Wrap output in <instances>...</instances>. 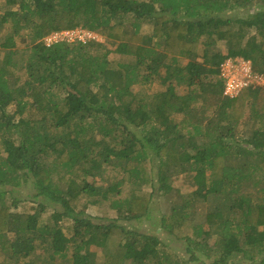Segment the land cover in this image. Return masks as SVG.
<instances>
[{
    "label": "trees",
    "instance_id": "16d2710c",
    "mask_svg": "<svg viewBox=\"0 0 264 264\" xmlns=\"http://www.w3.org/2000/svg\"><path fill=\"white\" fill-rule=\"evenodd\" d=\"M68 28L109 45L44 42ZM236 56L264 72V0L0 2V264H37V249L99 264L93 247L100 264H264V98L224 95L220 66ZM181 175L195 186L185 195ZM164 196L157 226L182 253L122 222L152 217ZM104 202L117 216L96 221L88 207Z\"/></svg>",
    "mask_w": 264,
    "mask_h": 264
},
{
    "label": "rangeland",
    "instance_id": "374dc122",
    "mask_svg": "<svg viewBox=\"0 0 264 264\" xmlns=\"http://www.w3.org/2000/svg\"><path fill=\"white\" fill-rule=\"evenodd\" d=\"M1 3L4 2V0H0ZM232 13H236V11H231ZM152 30L151 26L149 25H145L143 28V31L145 33H150ZM26 33L25 30L22 31V34L24 35ZM28 37V36H27ZM17 42L19 44V46H24V42H23V38L21 37H17ZM105 40V39H104ZM105 44L109 45V43L107 41H102ZM115 48V46L113 47V49ZM218 48H220L221 50L225 51L226 50V45L224 41H219L218 42ZM110 59L114 62V63H119V62H130L133 61L132 56L130 55H123L120 54L117 51H112L110 53ZM180 62L182 64H185L187 62L186 59H181ZM215 79L217 78V76L214 77ZM166 85L164 83H162L159 79L155 80L150 86H148L149 92L152 91H156V90H160L163 89ZM141 84L137 83L135 84V86L133 87L134 91L140 90L141 89ZM186 90L185 86L184 88H181L180 91H184ZM262 99L264 98V90H262ZM212 102V101H211ZM261 107L264 109V102L261 103ZM16 108L15 105H11L10 106V110H14ZM26 115L29 116H33L34 115V111L31 109L30 111L26 112ZM184 118L183 114H177V119L178 120H182ZM107 175L110 176V179H119L122 178V175L119 174L118 172H111L108 171ZM188 178L185 177L184 175L179 176L178 179H176L174 181V185L177 186V188L180 189L181 194L185 195L190 193L194 188V184L189 183L188 182ZM133 183L128 182L124 188H123V192L121 194L122 197H126L129 193V191L133 188ZM146 189L151 190V187L149 185H145L144 186ZM31 186L30 184L26 185V187L21 188L20 189V194L22 197H27L28 194L32 191L34 192V188L32 187V190L30 189ZM174 192V197L176 198V194L175 191ZM173 194V193H172ZM156 201H159V198H156ZM30 204V203H29ZM25 205H27V203H20L17 207L18 210H23L25 209ZM169 204L164 197H162L161 201L158 202L157 204V211L152 215V217L148 218L146 216L140 217L137 220H125L122 219V222H125L126 224L136 228L137 230H141V231H145V232H155L156 234H158L160 236V238L163 240V242L166 244L167 249L170 252H179L182 253L183 251L180 250V247L182 246L181 243L179 242H171V236L167 233L166 230L163 229H159V227L157 226V215H159L162 211L168 212L169 210ZM206 209V208H205ZM94 218L96 221L101 220V218H115L117 216V212L115 209H113L110 205L109 202H104L102 204L99 205H90L88 207L87 210ZM52 211L49 209L47 212H45L43 214L42 220L43 221H47L49 219L50 213ZM154 217V218H153ZM152 218V219H151ZM62 226L63 229L65 231V233L68 236H71L73 234V228H72V221L69 219H65L62 222ZM176 246V247H175ZM94 251L97 252L98 255V262L99 264L104 260L103 257V252L101 250V248L99 247H93ZM70 251H72L70 249ZM37 253L38 254H34L36 257H38L36 259L37 264H67L68 262H66V260L64 261L63 258H58L57 261L55 263H48L45 261V257L41 256L39 257V253L43 254V256H46L47 254L44 253L42 251V249H37ZM127 264H130V262H127ZM241 264V263H238Z\"/></svg>",
    "mask_w": 264,
    "mask_h": 264
},
{
    "label": "built area",
    "instance_id": "2783aa9c",
    "mask_svg": "<svg viewBox=\"0 0 264 264\" xmlns=\"http://www.w3.org/2000/svg\"><path fill=\"white\" fill-rule=\"evenodd\" d=\"M104 41L99 33L83 28L55 30L44 37L47 45L57 42ZM219 77L224 82V95L238 96L245 89L264 90V72L255 70L253 62L242 56L230 57L220 66Z\"/></svg>",
    "mask_w": 264,
    "mask_h": 264
}]
</instances>
